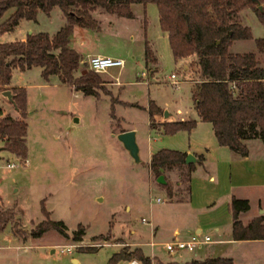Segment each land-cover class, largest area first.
<instances>
[{
    "label": "rangeland",
    "instance_id": "374dc122",
    "mask_svg": "<svg viewBox=\"0 0 264 264\" xmlns=\"http://www.w3.org/2000/svg\"><path fill=\"white\" fill-rule=\"evenodd\" d=\"M132 9L136 14L133 19L98 10L92 13L91 25L76 26L69 39L72 46L77 40H82L88 50L113 47L123 57L127 67L131 66L135 80H145L148 76L156 79L149 86L132 85L123 90L104 82L96 98L72 90L70 86L55 84L53 80L49 81L48 87L38 88L35 84L41 81L39 67L24 72L15 68L12 82L32 85L29 89L25 87L32 113L25 120L26 158L16 161V156L9 151H0V210L11 208L13 211V218L0 230V264H112L109 258L122 246L134 249L136 242H142V248L149 253L151 247L147 242L151 240L150 231L158 223V219L154 220L155 215L175 216L178 211L185 209L186 205L176 204L179 198L180 202L186 198L185 169H162L163 179L176 192L169 198L165 188L150 172L148 160L152 149L182 150L187 147L190 132L158 133L149 125L155 126L161 122L155 119L149 122V113L145 108L150 97L164 115L165 112H171L177 121L189 118L196 120L189 95L190 83L186 80L191 82L198 79V68L191 65L190 58L182 59L181 64L174 62L167 37L159 29L155 4L146 5V16L140 5ZM11 12L7 11L0 21L8 18ZM36 16L35 21L21 20L13 31L0 33V43L26 37L29 32L53 35L67 21L58 8H53L47 14L38 11ZM239 19L242 25L251 27L253 38L232 41L229 52H254L256 59L263 65L264 59L259 57L254 44L255 38L263 37V27L250 8L243 10ZM145 40L152 49L157 50L159 64L145 65ZM154 66L155 70L150 72V67ZM117 69L109 70L115 76ZM141 72H145L146 76H141ZM171 73L176 75L175 79H170ZM98 74L105 79L103 73ZM132 101L137 105L127 104ZM0 108L14 115L13 108L1 94ZM129 130L136 131L140 148L139 163L131 159L117 138L119 132ZM200 131L203 132L202 128L197 133L193 132V144L199 138L196 134ZM154 136L159 138L153 140ZM2 145L3 141L0 140V147ZM13 160L17 162L16 168L6 169L5 163ZM25 160L27 165L24 164ZM156 196H160L164 202L157 204L154 201ZM42 208L49 213L50 220L64 223L68 238L54 229L45 231L40 237L31 236L30 232L36 224L46 219ZM142 218L150 221L151 228L150 224L141 221ZM161 222L159 225L163 226ZM79 225L85 229V236L80 241L84 246L73 249L70 254H62L58 248L52 254L43 248L17 250L3 247L11 244L6 239L10 233L18 241L74 244L77 241L72 239L71 234ZM206 232L211 240L216 238L212 231ZM106 233H109L110 238L97 239ZM103 241L109 245L99 248L87 246ZM116 243L119 245H111ZM89 247L95 250H88ZM215 247H226L220 252L223 256L233 255L235 260H244V257L254 255L258 258L257 264H264V247L260 245H252L245 250L240 246L216 245L212 241L196 249L198 257H202L205 252H213ZM155 248L164 259L183 260L178 253L169 254L165 247ZM182 254L185 258L192 252ZM72 256L77 257L78 261H72Z\"/></svg>",
    "mask_w": 264,
    "mask_h": 264
},
{
    "label": "trees",
    "instance_id": "16d2710c",
    "mask_svg": "<svg viewBox=\"0 0 264 264\" xmlns=\"http://www.w3.org/2000/svg\"><path fill=\"white\" fill-rule=\"evenodd\" d=\"M148 3L156 6L159 29L166 33L174 62L190 58L191 65L198 68L199 76L190 82L189 95L198 117L211 124L217 143L240 156L248 154L244 141L257 138L264 144V68L259 66L254 52H229L232 41L253 38L251 27L239 22L240 13L246 8L254 11L264 31V0H258L260 9L250 0H0V19L12 10L8 18L0 21V33L13 31L21 20L35 21L38 11L47 14L53 8H58L67 20L53 35L37 32L27 35L24 40L0 43V91H11V103L19 115L17 118L9 114L2 115L0 108V140L3 141L4 150L16 157L27 156V95L25 87H10L13 70L39 67L42 79L57 76L61 84L97 98L105 81L81 64L79 52L70 46L72 28L89 27L92 13L98 10L133 19L136 14L132 7L140 5L146 16ZM254 44L258 52L264 53V35L255 38ZM143 59L146 66L156 64L154 51L146 40ZM155 67H150V71H154ZM154 112H160V109L150 101V117ZM196 123L195 119L189 118L166 121L155 126L150 123L149 127L166 135L183 130L191 132ZM186 154L171 148L153 150L148 161L150 172L157 177L162 175V169H185L187 192L194 164L185 162ZM160 185L165 188L169 198L176 194L168 181ZM248 209L246 199L234 197L229 202L232 216L230 234L234 241L264 239V215L253 218L247 224L239 218V214ZM41 211L46 219L31 230L32 237H40L52 229L69 237L62 221L50 220L49 213L44 208ZM12 216L11 208L0 210V230ZM84 230L79 225L71 234L72 239L82 240ZM108 238L109 233L97 237L98 240ZM88 250L95 249L89 247ZM131 259L142 264H182L176 261L161 262L156 257L146 256L140 247L131 249L128 246H122L109 261L117 264L120 260ZM183 264H234V261L225 256H206L203 259L192 258Z\"/></svg>",
    "mask_w": 264,
    "mask_h": 264
},
{
    "label": "crops",
    "instance_id": "0c3cea01",
    "mask_svg": "<svg viewBox=\"0 0 264 264\" xmlns=\"http://www.w3.org/2000/svg\"><path fill=\"white\" fill-rule=\"evenodd\" d=\"M19 25V24H18ZM17 25V26H18ZM16 26V27H17ZM74 26L71 30L73 32ZM32 32H29L31 34ZM165 33V32H163ZM28 34V35H29ZM166 35V33H165ZM167 37V36H166ZM26 37H21V40H24ZM19 39V40H20ZM78 42V43H77ZM71 45V42H70ZM72 46V45H71ZM81 57V64L85 65V61L88 56L91 55H106L110 57H121L119 52L111 46H105L104 48H99L95 50H88L84 46V43L81 41H76L74 46ZM155 63H158V54L157 50L153 48ZM258 51V50H257ZM245 53V52H239ZM259 53V57H263L264 53ZM256 55V54H255ZM257 58V55H256ZM258 60V59H257ZM177 63L181 64V61ZM137 65V62L135 63ZM159 64V63H158ZM259 66L264 68L263 65L260 64L258 60ZM131 66L127 67V64L122 69H117L115 76H113L108 70L103 73L105 75V84L109 86L115 87L118 86L121 89L125 90L127 86L132 85H145L149 86L151 83L155 82L156 79L150 78L148 76L145 80H135V73L132 71ZM16 70V69H15ZM13 70V72L15 71ZM17 70H19L17 68ZM24 70V71H29ZM21 71V70H19ZM21 71V72H24ZM152 72V71H150ZM41 73V69L39 68V74ZM137 74V73H136ZM155 74V73H154ZM13 75V73H12ZM156 75V74H155ZM41 76V74H40ZM155 78V77H154ZM53 80L55 84H59L57 76H50L48 80H44L41 77V81L38 84H35L38 88L48 87L49 81ZM155 80V81H154ZM190 83L189 80H186ZM10 87H26L29 89L32 85H22L20 83H13L12 78L10 81ZM61 84V83H60ZM65 87L67 84H61ZM69 86V85H67ZM71 87V86H70ZM72 90H74L71 87ZM80 92V91H78ZM6 100V99H5ZM27 118L32 113L29 108V100H28V90H27ZM152 101L157 107L158 105L155 103L153 99L148 98L147 107L145 108L148 113V105L149 102ZM8 104L13 108L14 115H12L9 111L2 109V115L10 114L11 117L16 118L17 110L14 108L13 104L7 100ZM127 104L136 106V102H127ZM160 109V112H154L152 117L149 115V122L151 119H155L161 123L166 121H176L175 116L170 112L168 115H164L163 110ZM194 110V109H193ZM182 120V119H180ZM196 126L195 129L189 133V139L187 142V147H183V149L171 148L175 150H179L181 152L191 153L195 158V162H191L194 164L193 170L189 175V189L186 192V198L183 201H179L176 204H184L186 205L183 211H178L175 216H166L164 214L158 213L155 215V221L158 219V223L152 228L150 231V241L147 244L151 247L149 253H147L142 248V242H136L135 248L140 247L143 250V253L150 257H156L161 262H170L176 261L179 263H186V261L192 258L203 259L206 256L219 257L223 256L220 252H223L226 247H215L213 252H205L202 257H198V253L196 250L192 252L191 255H186L183 258V252L178 253L179 258L183 260H171L170 258H162L159 252H156L155 246H163V243L168 242L174 238L180 240H186L190 238L193 234L197 235H209L206 231H212L213 236L216 238L213 241V244L219 245H233V247L240 246L242 249L248 250L252 247V245H260L264 247V239H252V240H232L230 234V225L232 223L231 211H229V202L232 198H241L246 199L249 203V209L246 212H241L239 214V218L243 223H249L253 218L258 217L260 215H264V144L259 139H250L244 141L248 148L247 156H240L239 154L232 152L226 147H223L217 143V140L214 136L213 128L211 124L205 121H202L196 112ZM202 128L203 132L200 131L199 138L196 139L195 144L191 141V136L193 132L197 133V130ZM153 140L158 139V136H154ZM153 151V149L150 151ZM149 154V158H150ZM198 158L200 162H198ZM149 161V160H148ZM254 209L255 211H253ZM163 226L159 225V222ZM158 225V227H157ZM151 228V224H150ZM157 228V229H155ZM7 240L11 241V244H5L3 247L9 249H17L22 248L23 250L27 248H37V249H48L53 254L55 252L54 246L59 243H45L42 241H18L16 237H14L11 233L10 236L6 237ZM63 245V244H61ZM111 245H119V244H111ZM2 247V248H3ZM223 250V251H222ZM118 252V251H117ZM169 254H174L170 253ZM227 257V256H225ZM234 264H257L258 258L251 255L248 257L241 258L240 260H235V258L229 256ZM72 261L77 262L78 258L72 256ZM133 260V259H131ZM128 260H123V263L118 262L117 264H125ZM182 261V262H181ZM4 264H11V262H6Z\"/></svg>",
    "mask_w": 264,
    "mask_h": 264
},
{
    "label": "built area",
    "instance_id": "2783aa9c",
    "mask_svg": "<svg viewBox=\"0 0 264 264\" xmlns=\"http://www.w3.org/2000/svg\"><path fill=\"white\" fill-rule=\"evenodd\" d=\"M86 67L93 71L94 73H105L109 69L112 68H118L122 69L125 67V61L123 58L119 57H110L106 55H91L88 56L85 61ZM141 76L145 77L146 73L141 72ZM170 79H175L176 75L174 73H171L169 75ZM173 83L177 84V81L173 80ZM21 158L17 156L15 160L19 161ZM16 161H7L4 165L6 169H13L16 168ZM24 164L27 165V160L24 161ZM154 201L157 204H162L164 201L160 196H156ZM141 221L145 224H151L150 221H147L145 218H142ZM81 241V240H80ZM80 241H77V243H70L69 245H55V248L60 249V253L62 254H70L73 249L78 247H83L84 245L80 243ZM212 242L211 237L209 235H197L193 234L190 238L186 240H180L177 238H174L172 240H169L168 242L163 243V246L165 247V250L169 253H182V252H194L197 248H200L202 244L210 243ZM104 245H109L105 241L102 242H95V243H89L87 246L90 247H103ZM56 250V249H55ZM125 264H142L138 260H128L125 262Z\"/></svg>",
    "mask_w": 264,
    "mask_h": 264
},
{
    "label": "water",
    "instance_id": "95a60500",
    "mask_svg": "<svg viewBox=\"0 0 264 264\" xmlns=\"http://www.w3.org/2000/svg\"><path fill=\"white\" fill-rule=\"evenodd\" d=\"M250 1L252 3L257 4L259 9L261 8V6L258 4V0H250ZM0 94L2 95L4 99L9 100L10 102L13 103L12 94L9 89L0 91ZM166 115H168V113L165 112V116ZM117 138L122 143L123 147H125L131 159L137 163L141 162L140 154H139L140 148L138 147V144L136 141V131L135 130L121 131L117 134ZM3 150L4 148L0 147V151H3ZM0 160H1V156H0ZM195 160L196 158L191 153L186 154L185 162L191 163V162H195ZM156 179H157V182L162 185L166 183L162 175L157 176Z\"/></svg>",
    "mask_w": 264,
    "mask_h": 264
}]
</instances>
